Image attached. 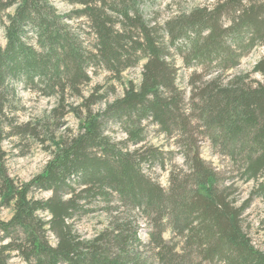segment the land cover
Wrapping results in <instances>:
<instances>
[{"label":"trees","instance_id":"obj_1","mask_svg":"<svg viewBox=\"0 0 264 264\" xmlns=\"http://www.w3.org/2000/svg\"><path fill=\"white\" fill-rule=\"evenodd\" d=\"M62 1L68 14L52 0H0V212L13 210L8 221L0 216V264H264L243 227L253 200L264 198V83L228 74L264 46V0H221L163 24L149 19L153 0ZM176 57L194 71L189 103ZM143 61L140 84L121 96L108 101L114 86L84 96L100 70L123 86ZM255 72L264 78V61ZM18 85L56 99L47 122L19 121ZM70 114L78 134L57 137ZM146 123L177 151L148 145ZM16 138L49 144L44 170L27 183L6 166L3 143ZM201 138L229 161L226 181L203 160ZM177 156L183 166L172 164L165 190L146 169L166 171ZM235 180L253 184L241 204ZM98 208L107 224L83 238L77 221ZM168 230L180 247L164 238Z\"/></svg>","mask_w":264,"mask_h":264},{"label":"rangeland","instance_id":"obj_2","mask_svg":"<svg viewBox=\"0 0 264 264\" xmlns=\"http://www.w3.org/2000/svg\"><path fill=\"white\" fill-rule=\"evenodd\" d=\"M221 0H153V4L148 8L149 19L159 24H163L169 18L174 15L189 12L196 7H209ZM55 7L61 14H68L72 11L73 7L65 4L62 0H52ZM12 12V11H11ZM151 12V13H150ZM0 44L5 46L6 41L4 38V30L0 29ZM264 61V46H259L254 49L249 55L243 58L240 64L229 71L230 75H246L251 80L252 84L264 83V78L259 73L255 72L258 64ZM176 66L179 69L178 72V86L186 94V102L189 103L190 100V86L189 80L193 74V69H188L184 66L183 61L180 57L175 58ZM145 61H143L138 67L127 70L123 74V86L118 83H114L109 80V73L104 70H100L98 75H92V82L89 86L84 88V96L87 98L96 86H101L104 88L103 91L111 89L112 86L116 87V94L109 96L108 101H112L116 96H121L125 87H128L129 83L132 82L134 85H139L141 82V73ZM19 96L21 97V104L16 105L20 109L18 113L19 121L22 123L34 122L36 120L48 121L52 109L56 106L55 98H45L39 93L31 92L26 90L22 85L17 87ZM70 103L75 102L77 105L81 103L77 98H70ZM105 103L98 105L94 110L103 109ZM51 127L53 129V120H50ZM63 128L56 129L57 137L61 134H72L76 135L79 132V122L76 118L70 114L63 121ZM146 133H147V144L155 147H160L165 153L169 151H177L175 146V140L169 139L163 135H160L156 126L146 123ZM118 137L123 138L122 134H117ZM46 146L40 143L34 142L30 139H24L22 141L16 139H7L3 143V149L6 153V166L10 176L20 183H27L32 180L35 176L40 174L47 162L50 159L49 154L44 150ZM200 153L207 163L211 164L219 173L222 181H226L231 174L229 171V161L216 154L212 149L210 143L207 139L201 138L199 142ZM172 164H177L183 166V158L177 156L171 162L170 157L166 162V171L159 168H154L152 170L146 169V171L158 181L162 187L168 189L169 174L168 170ZM235 186L233 188V194L235 198L239 201L238 203H243L249 198V194L253 188V184H245L241 181L235 180ZM51 194L46 192H36L33 197L36 199H48ZM96 212L91 213L88 216L82 217V219L77 221V230L83 238L91 239L95 234L101 231L107 224V219L103 214L102 210L98 208ZM13 215L12 209H2L0 216L4 221L11 219ZM140 231L139 237L144 244L149 242V226L147 222L140 221L139 223ZM243 227L246 234L252 240L255 247L259 250H264V198H259L253 200L250 208L246 211ZM166 240H173V242L179 247L182 245V240L179 238L174 239L173 234L168 230L164 235ZM52 242H54L52 238ZM150 256V255H149ZM12 262L14 264H24L22 261L15 257ZM151 263V262H150ZM151 264H156L152 260Z\"/></svg>","mask_w":264,"mask_h":264}]
</instances>
